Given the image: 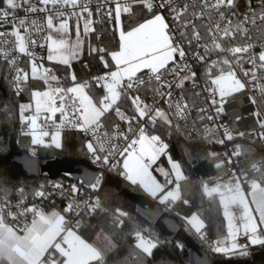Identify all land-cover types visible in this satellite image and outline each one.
<instances>
[{
  "label": "snow or ice",
  "instance_id": "6c2138e0",
  "mask_svg": "<svg viewBox=\"0 0 264 264\" xmlns=\"http://www.w3.org/2000/svg\"><path fill=\"white\" fill-rule=\"evenodd\" d=\"M2 2L6 7H0V28H5L0 30V58L11 77V87L19 96L25 91L29 80L42 82L46 86L44 91L32 89V102L19 105L20 123L28 128V131L22 128V134L31 137L32 145L61 148V130L65 126L78 129L85 135L91 133L93 139L87 140L84 146L93 162L107 166L110 171L122 167L120 176L166 208L178 201L188 204L181 191V182L187 181L188 177L184 174L182 164L168 153V143L160 134H156V130L161 127L166 128L169 135L172 130L183 135L187 127L186 122L195 103L193 101L190 104L185 99V84L190 82L193 89L198 86L196 65L189 63V51L193 61L206 64L203 74L205 84L211 86L205 87L204 91L209 93L208 103L215 109L216 115L224 111L227 97L252 85L259 93V99L256 96L249 97L251 103L258 106L253 115L257 117L260 128L264 129V117L259 110L264 107V84L259 83V80H264V75H257L258 72L264 73V43L260 45L259 53H254L256 44L250 42L253 38L248 27L251 25L255 28L258 37L264 36V0H261L259 13L250 9L242 14V19L237 23L232 19L237 16V0H96L95 8L91 6L93 0ZM21 8L25 13L22 17L16 14ZM136 9L142 14L147 13L148 18L125 30L122 15L135 16ZM94 16L101 18L100 23H113L119 37V50L108 53L115 70L94 78L95 86L102 87L105 93L98 103L89 94L93 84L89 81L76 83L75 74H71V87L58 86L59 77L52 68L44 66L45 57L35 51L46 47L47 61L71 67V61L78 57L84 43L81 21L86 37L96 32L94 25L97 21ZM73 17L75 41H71L69 35ZM238 37L244 42L236 43ZM89 48L90 52L106 51L103 47L89 45ZM212 55L217 58L209 60ZM99 58L104 67L109 68V61L103 55ZM22 62L27 64L28 70L20 66ZM245 63L251 67L244 68ZM145 69L147 79L138 75ZM213 70L217 74L213 75ZM238 71L242 76L238 75ZM167 76L173 79L169 81ZM141 88L151 90V104L139 94L130 95L131 92L139 93ZM174 88L181 90L175 99ZM192 95L199 97L201 94L193 92ZM122 97L131 101L133 115H127L118 106ZM161 100L167 104V110L158 106ZM33 107L34 114L26 115ZM113 110L127 125L126 130L122 131L119 125H115L111 133H101L103 118ZM198 112L204 114L199 116L200 120L215 119L208 114V108H200ZM41 113L48 114L43 119L45 124L52 122L53 132L45 130V125L38 124ZM56 113H60L59 123L54 120ZM181 120L185 121L184 128L179 123ZM215 131L205 127L203 138L213 142ZM49 135L51 144H46L43 138ZM238 135L243 137L245 133L240 132ZM224 137L227 141L234 138L227 128ZM225 139H216L214 142L223 145ZM259 139L264 141V131L259 133ZM120 140L126 142L122 149L118 143ZM30 152L32 156L36 155L35 148H31ZM254 152L255 149L251 147L235 144L230 154H207L206 158L222 174L215 178L211 186L203 182L201 189L209 199L218 200L227 228L226 236L210 245L215 253L247 256L250 245L264 246V157L250 163V170L259 173V178L249 179L247 171L241 168L238 173L236 167L240 164L241 156L251 160ZM162 156L167 157L170 166L167 169L163 166L155 169L164 178L163 183L152 172L153 165ZM117 157L123 158L122 165ZM29 166L34 167V162L29 161ZM225 168L227 171H224ZM225 176L227 179H224ZM102 181V174H85L80 183L95 191L100 188ZM6 184L7 180L0 176V193H3L0 196V264H109V254L117 250L112 236L101 229L96 239H102L103 245L89 243L78 232L81 221L69 227L70 222L66 218L68 213L79 215L84 208H87L88 214L97 209L104 211L99 197L94 201H84L82 207L81 202L75 199L80 188L73 184L70 188L72 196L63 211L47 212L36 204L27 205L22 187L17 189L20 199L13 204ZM51 187L64 195L62 184L52 183ZM32 195L34 198L47 199L49 193L45 185L41 184ZM137 211L150 222L158 216V210L150 207L138 208ZM125 218H129V214L117 208L112 223L119 228L125 223ZM184 219L189 230L194 231L202 241L207 240L205 222L198 214ZM9 220L17 223H9ZM241 232L247 237L245 244L238 242ZM131 235L134 244L127 255L114 264H147V259L153 257L154 250L162 243L159 236L148 228L137 226ZM176 247L183 251L185 246L178 242ZM190 259L191 264H206L199 257Z\"/></svg>",
  "mask_w": 264,
  "mask_h": 264
},
{
  "label": "trees",
  "instance_id": "16d2710c",
  "mask_svg": "<svg viewBox=\"0 0 264 264\" xmlns=\"http://www.w3.org/2000/svg\"><path fill=\"white\" fill-rule=\"evenodd\" d=\"M0 4H2V0H0ZM147 17V13L142 14L139 9H136L135 16L122 15L123 26L125 30L130 29ZM100 19L98 17L97 23L94 25L96 32L90 33L86 37L83 36L82 50L78 57L71 61V67L50 61L48 64L70 78L71 74H75L76 82L81 83L89 81L95 73L108 72L112 69L114 64L111 62L108 53L118 49L119 37L114 30L113 23L107 21L100 23ZM89 45L95 48L103 47L106 51L104 53L90 52ZM100 55H103L109 61V68L104 67L99 58ZM91 83L93 87L90 92L98 99L103 94L104 89L95 86L93 82ZM41 86H43L42 82L30 81L25 91L17 96L4 79L0 77V176L7 180L6 187L10 192L9 197L20 198L17 189L21 187L24 188L26 196L32 195L39 182L46 178L40 175H28L18 161L6 158L11 148L29 155L27 148L31 144V137L20 134L17 130L19 123L18 103L28 98L31 89ZM195 99L194 95H191L190 104L194 101V108H197L198 104ZM118 106L128 112L132 109L130 100L126 97H122ZM117 120L118 117L114 110L103 118V122L108 126H111ZM156 134H160L162 139L168 143V153L173 159L182 164L184 174L188 177L187 181L181 182V191L183 199H187L189 203L184 204L182 201H178L165 212L170 215L178 213L185 217L196 212L205 222V228H207L210 238H223L225 226L218 202L216 199L206 197L201 189V184L206 178L220 172L214 167L213 162L206 158L214 145H211L209 140L203 137L192 138L185 133L183 135L177 133L175 130H172L171 135H169L168 130L161 127L157 128ZM85 143L83 135L79 131H63L61 132V148L55 146L40 147L37 150L36 157L40 161L56 156L87 161L88 152L84 146ZM243 145L255 149L251 160L248 158L249 163L252 160L258 161L261 157H264V144L258 138L245 136ZM157 162L165 167L168 166L167 157L165 156H162ZM152 170L161 179V175L155 171L154 166ZM258 174L251 172L253 176ZM2 195L3 193H0V196ZM132 195L152 199L142 189L132 185L119 174H107L99 191L101 207L104 211L97 209L94 213L88 214L85 212L80 215L81 227L78 232L81 236L92 241L96 239L97 233L103 229L105 233L112 236L113 241L117 244L116 252L109 254V264H114L115 261L127 255L130 246L135 242L134 237L131 235L134 228L149 224L146 218L138 213L137 202L130 197ZM117 208L129 214V218H125V223L119 228L112 223ZM183 232L185 234L166 240L159 231V239L162 243L158 249L154 250L153 257L147 259V264H191L192 243H189L188 240L201 249L204 250V248L201 239L195 232ZM178 242L185 246L183 251L176 247ZM248 253L247 256H226L223 253L214 252L210 256L211 264H264V246L259 245L255 251Z\"/></svg>",
  "mask_w": 264,
  "mask_h": 264
},
{
  "label": "built area",
  "instance_id": "2783aa9c",
  "mask_svg": "<svg viewBox=\"0 0 264 264\" xmlns=\"http://www.w3.org/2000/svg\"><path fill=\"white\" fill-rule=\"evenodd\" d=\"M36 2H37V0H33V3H36ZM260 4H261V0H251L250 4H249V0H237L238 7L235 10L237 12V16L232 17L233 22L237 23L239 21V19H242V14L249 11L250 9H255L257 11V13H259ZM91 6L93 8H95L96 0H93V3ZM0 7H6V5H4L2 2V4H0ZM16 14L18 16H21V17L25 15L24 10L22 8L17 10ZM40 15H43V14H40ZM98 17L99 16H94V19L97 21ZM70 22L75 25V18L73 17ZM81 25H83V21H81ZM248 27L251 29L250 34L252 35V38H253L252 41H250V42H254L256 44V47L253 49V52L259 53V51L261 50L260 45L262 43H264V36L258 37L256 29L253 28L251 25H248ZM0 30H5V28H0ZM235 42L236 43H243L244 40H242L238 37ZM193 49H195V46H193ZM35 51L38 53V55L45 57V59L43 60L44 66L48 67V68H52L54 70L55 74L59 77V85L58 86L65 87V88L70 87V85L73 83L71 81V78L66 76L65 74L59 72L57 69L53 68L52 66H50L48 64L49 61H47V59H46L47 48L46 47L44 49L37 48V49H35ZM201 52H202V49H201ZM216 58H217L216 55H212L211 57H209V60H213ZM25 60H26V58H25ZM189 63H193L196 65L195 70L198 73V75H197V85L198 86L195 89H193L191 83L186 82L185 89H184L185 99L188 100V102L190 103L191 95L193 92H199L201 95L199 97L194 96V98H196L195 100H196L198 106H197V108H194V107L191 108L190 116L186 122L187 127L184 129V133L187 135H188V133H190V135H188V136H190L192 138H202L205 135V133H204L205 127L215 129L216 131L214 133V137L212 138L213 142H211V143L209 142L211 145H214L210 152H217L220 154H223L225 152H228L230 154L232 149H233V146L235 144L243 145L244 140H245V136H249V137L253 136V137L259 139V133L264 131V129L260 128L259 124L257 123V117L255 115H253V113L255 111H257L258 106L253 105L251 103V100L249 99V97H251V96H256L259 99V93L257 92V90L252 85H249L248 88H246L244 91L227 97L226 103L224 104V111L217 116L215 113V109L209 106V103H208L209 93L204 91L205 87L211 86L210 84H207V85L205 84V77L203 74L205 71L206 64H200V63L193 61L191 59V51H189ZM20 66L24 67L26 70H28L27 64L25 62H22L20 64ZM250 67H251V65H249L247 63L244 64V68L247 69ZM105 73L106 72H98V73L93 74L90 77L89 82L95 83L94 78L98 77V76H102ZM215 74H217V73L215 70H213V75H215ZM138 75L143 76L145 79H147V70L146 69L143 70ZM238 75L242 76V73H240L238 71ZM257 75L259 77L261 75H264V73L258 72ZM0 77H2L4 79V81L6 82V84L11 87V84H10L11 77L6 71V66H5L2 58H0ZM166 79L171 81L173 79V77L167 76ZM246 79H250V77L246 78ZM30 81H32V80H29V82ZM253 83H256V82H253ZM259 83L264 84V80H259ZM53 85L57 86L56 82H53ZM166 90L167 89H165V91ZM12 91L14 92L13 88H12ZM180 93H181L180 89L174 88L173 89V99L178 97L180 95ZM136 94H139L141 96V98L145 100V102L150 103V104L152 103V95L153 94H152L150 89L141 88L139 93H136V92L130 93V95H136ZM217 99H219L218 96H217ZM57 103H59V101H57ZM130 106L132 108L131 101H130ZM158 106H161L165 110H167V104H165L163 102V100L160 101V104ZM200 108H208V114L213 115L215 117V119L213 121H209L206 118L204 120H200L199 116L204 115L203 113L198 112V109H200ZM121 110L123 112H125L127 115H133L134 114L132 109L129 112L126 111V109H124V108H121ZM259 110L261 112V116L264 117V115H262L261 107L259 108ZM46 115H48V114L47 113L41 114V118L38 120V124L45 125V130H48L51 133L55 129H54V127L51 126V124H52L51 121H49V122H47V124H45V121L43 118ZM54 120L56 123L60 122V113H56ZM174 123H175V121H174ZM179 123H180L181 127L184 128L185 121L181 120V121H179ZM115 125H119V128L122 131L126 130V128H127V125L123 121H121L118 117V120L114 124H112L111 126H108L104 123V128H102L100 130V132L103 133V132L107 131V132L111 133L112 131H114ZM22 128H23V131H28V128L26 126L21 125L20 119H19L17 130L20 134H22ZM225 128H227L233 134L234 138L232 141H227L225 139V137H224ZM63 131H79V130L65 126L61 130V132H63ZM79 132L83 135L85 142L87 140L93 139L91 133H89L88 135H85V133H83L82 131H79ZM240 132L245 133V136H243V137L239 136L238 133H240ZM131 138L132 137L130 136L129 139H131ZM43 139H44L46 144H51L50 143L51 142V136L50 135L48 137H44ZM216 139H225V143L223 145H221L219 143H215L214 141ZM259 141L262 144H264V141H261L260 139H259ZM118 143H119L120 148L122 149L125 146L126 142L123 140H120V141H118ZM40 147H43V145H32V144H30L27 148V152L30 156H32L30 149L35 148V152L37 153V150ZM221 158H223V155H221ZM117 159L120 160V163L122 165L123 158L117 157ZM239 160H240V164L238 166H236L238 173H239V170L241 168H243L245 171L248 172V178L249 179L259 178L260 174H258L257 176L251 175L252 171L250 170V163H249L248 157L241 156L239 158ZM87 161L92 166L98 167L100 169V171L97 175L102 174L103 175V181H104V178L107 174H115L116 175V174H119V171H121V168H119L117 171H110L107 166H103L99 162H93V159L89 153H88ZM224 171H227V169L225 168ZM221 174H222L221 172H218V173L206 178L203 182L206 181L211 186V184L214 182L215 178ZM224 179H227V176H225ZM80 181H81L80 178L77 180H74V179H71L65 175H60V176L54 177V178L46 177L45 179H43L39 182L37 188L41 184L45 185V190H46V192L49 193L48 198L47 199H41V198H34L33 195L26 196L27 197L26 204L27 205L36 204L39 207L43 208L44 210L47 208H54V209H57L58 211L62 212L63 209L69 203V200L72 196V194L70 192L71 185L75 184V185H77L78 188H80V193L75 195V199L77 201L81 202V206L84 207V205H83L84 201L89 200V199L94 201L96 197H99V191H100L101 186L98 190L94 191V190H92V189H90L84 185H81ZM103 181H102V183H103ZM161 181H162V183L164 181V178L162 176H161ZM52 183L62 184L64 186V195L60 194V190H54L51 187ZM245 188L247 189L246 185H245ZM9 199L11 200V202L13 204H15L20 198L19 197H9ZM161 207L163 208V211H166L168 209V208H166L165 205H161ZM85 212H87V208H84V210L81 211L79 215H76L75 213L66 214V218L70 222L69 227H72L73 225H75V223L79 220L80 215L82 213H85ZM175 215L178 218L179 228H181L186 233H190L192 230H189V226L186 225V221L184 219L185 216H182L181 214H178V213H175ZM29 219H30V217H29ZM8 222L9 223H17V222H13L11 220H9ZM22 222H23V220L21 219L20 223L22 224ZM141 228H148L151 232H153L159 236V230L152 224H145ZM204 232H205V235L207 237V240L206 241L201 240L202 245H203L204 251L209 256H211L214 252L211 250L210 245L213 242H215V240L213 238L209 237L207 228L204 229ZM238 242L241 244L247 243V237H245L244 235H240L238 237ZM258 246L259 245H250L248 248V252L255 251L258 248Z\"/></svg>",
  "mask_w": 264,
  "mask_h": 264
},
{
  "label": "water",
  "instance_id": "95a60500",
  "mask_svg": "<svg viewBox=\"0 0 264 264\" xmlns=\"http://www.w3.org/2000/svg\"><path fill=\"white\" fill-rule=\"evenodd\" d=\"M7 159H14L18 161L23 170L28 175L45 176L49 178L65 175L71 179H82L85 174L97 175L100 171L98 167H94L89 164L88 161L83 159H73L68 157H52L44 161H40L36 156H29L23 151H16L11 148L8 152ZM29 161L34 162V167L29 166ZM137 202V209L150 207L151 209L158 210V216L154 221H149V224L154 225L163 235L164 239L170 240L173 237H177L181 234H185L181 228H179L178 218L175 215L167 214L163 211V208L158 201L148 199L144 197L130 196ZM192 243V258L199 257L206 261V264H211V257L199 246Z\"/></svg>",
  "mask_w": 264,
  "mask_h": 264
},
{
  "label": "crops",
  "instance_id": "0c3cea01",
  "mask_svg": "<svg viewBox=\"0 0 264 264\" xmlns=\"http://www.w3.org/2000/svg\"><path fill=\"white\" fill-rule=\"evenodd\" d=\"M148 18V17H147ZM141 22H143V21H141ZM70 25H71V31H70V39H71V41H73V39H75V25L73 24V23H71L70 22ZM134 27V26H133ZM127 30H129V29H127ZM81 31H83V25H81ZM81 37L83 38V34L81 33ZM119 50V47H118V49L117 50H115V51H118ZM81 52V51H80ZM80 54V53H79ZM114 64V63H113ZM114 70H115V65H114ZM262 109V108H261ZM262 115H264V109H262ZM122 163H123V161H122ZM157 164H158V162H157ZM156 164V165H157ZM156 165H153L154 166V168H155V166ZM168 168L170 167L169 165L167 166ZM167 167H165V168H167ZM121 171H122V167H121ZM152 172H153V170H152ZM159 173V172H158ZM160 174V173H159ZM153 175H155L156 176V174L153 172ZM156 178L160 181V182H162L161 181V179H159L157 176H156ZM217 202H218V200H217ZM52 210H57V209H54V208H47V209H45V211H47V212H50V211H52ZM220 210H221V208H220ZM58 211V210H57ZM194 213H196V212H193V213H191L189 216H186V217H190L191 215H193ZM197 214V213H196ZM221 215H222V210H221ZM200 216V215H199ZM200 218H201V216H200ZM202 219V218H201ZM222 219H223V222H224V226H225V234H224V236H226V234H227V228H226V221L224 220V217H223V215H222ZM194 232V231H193ZM241 235H243V233L241 232ZM83 237V236H82ZM84 239H86L85 237H83ZM215 241L217 240V239H220V238H217V237H215V238H213ZM87 240V239H86ZM88 242L89 243H97V244H99L100 246H102L103 245V240L101 239L99 242H96L95 240H92V241H89L88 240Z\"/></svg>",
  "mask_w": 264,
  "mask_h": 264
},
{
  "label": "rangeland",
  "instance_id": "374dc122",
  "mask_svg": "<svg viewBox=\"0 0 264 264\" xmlns=\"http://www.w3.org/2000/svg\"><path fill=\"white\" fill-rule=\"evenodd\" d=\"M81 33L83 34V31H81ZM75 36H76V34H75ZM84 36V35H83ZM82 38V37H81ZM75 39H76V37H75ZM75 39H73V41H75ZM83 39V38H82ZM74 60V59H73ZM109 71H114V68H112V69H110ZM76 83H81V82H76ZM73 84V83H72ZM72 84L70 85V87L72 86ZM45 87L46 86H41V87H38V88H33V89H36V90H39V91H44L45 90ZM32 90V89H31ZM89 94L93 97V99H94V101L95 102H99V99L105 94L104 92H103V94L97 99V98H95L94 96H93V94L91 93V92H89ZM32 101H31V97H30V93H29V96H28V98L26 99V100H23V101H21L20 103H18V113H19V105L20 104H28V103H31ZM262 109H264V107H261ZM32 114H34V107H33V110L32 111H30V112H28V113H26V115H32ZM41 114H45V113H41ZM51 136V135H50ZM51 143V142H50ZM160 166H163L164 168H165V166L164 165H162L161 163H158L156 166H155V169L157 168V167H160ZM169 187H172L171 185L169 186ZM217 201V200H216ZM220 208V207H219ZM142 227V226H141ZM95 241L96 242H99V241H97V239H95Z\"/></svg>",
  "mask_w": 264,
  "mask_h": 264
}]
</instances>
